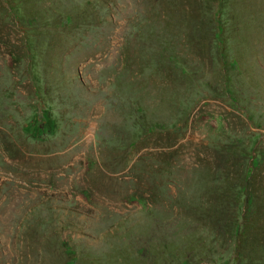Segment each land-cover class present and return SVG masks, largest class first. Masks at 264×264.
I'll list each match as a JSON object with an SVG mask.
<instances>
[{
  "label": "rangeland",
  "instance_id": "374dc122",
  "mask_svg": "<svg viewBox=\"0 0 264 264\" xmlns=\"http://www.w3.org/2000/svg\"><path fill=\"white\" fill-rule=\"evenodd\" d=\"M244 148L246 244L210 215L219 199L242 226L245 198L221 195ZM239 246L264 264V0H0V264H237Z\"/></svg>",
  "mask_w": 264,
  "mask_h": 264
},
{
  "label": "trees",
  "instance_id": "16d2710c",
  "mask_svg": "<svg viewBox=\"0 0 264 264\" xmlns=\"http://www.w3.org/2000/svg\"><path fill=\"white\" fill-rule=\"evenodd\" d=\"M220 14V13H219ZM217 16L216 22L218 24H221V15ZM222 14V13H221ZM222 33V30L219 29L216 33V41L220 42L218 43L217 48L219 49V52H222L223 50V44L224 40L220 38V35ZM231 64L229 62H226L224 65L226 73H230L232 70H230ZM232 69V67H231ZM227 85L230 87V84L227 83ZM236 145V144H235ZM248 151L242 149V153H244L243 160L247 161V163L242 165V168L240 172L237 175L238 177V184L233 183L230 184V192H223L221 196H230V194L234 193L237 198L244 197L245 198V204L242 212H240V216L242 215V226L238 225V218L234 216L233 214L238 215L239 211L235 212H230L228 207H225L222 203L221 200L218 199L217 204L213 205V209L210 211L211 217L215 218V221L217 222L219 220H223V216L228 214V216L231 218V213H232V220L230 221L229 225H227V229L229 230L230 233H232V236H238V242L241 240H244V244H246V240L248 238V233H249V227L247 226V223L245 221H248V217L254 216L257 214L256 210V205H254V195L253 191L250 190V183L251 179L254 176V170L258 167V164L260 162V157L259 156H254L251 155L250 153H247ZM239 251H238V256L236 258L237 264H242L247 262V259L252 260V257L247 255L244 250H240L239 246ZM249 254V253H248ZM188 260H184L182 264H186ZM250 262V261H249ZM252 264H254L253 261H251Z\"/></svg>",
  "mask_w": 264,
  "mask_h": 264
}]
</instances>
